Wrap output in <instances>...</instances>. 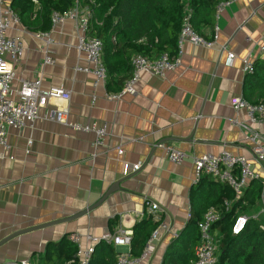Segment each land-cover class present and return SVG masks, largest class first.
Returning <instances> with one entry per match:
<instances>
[{
    "label": "crops",
    "instance_id": "obj_1",
    "mask_svg": "<svg viewBox=\"0 0 264 264\" xmlns=\"http://www.w3.org/2000/svg\"><path fill=\"white\" fill-rule=\"evenodd\" d=\"M214 28L217 39L211 48L184 43L176 69L161 77L142 72L135 93L118 101L108 99L114 92L107 91L105 82L96 83L93 75L74 71L87 63L78 56L77 35L69 19L50 33V45L27 30L22 32V27L11 33L24 47L12 91L21 81L40 76L44 89L62 87L70 92L71 121L104 125L108 136L95 151L93 134L41 119L31 127L10 130L8 149L0 147V241L16 231L76 215L96 204L112 185H119L88 214L8 241L0 247V264H44L42 258L47 264H67L64 248L60 258L45 257L52 251L50 245L64 237L71 243L72 234L80 237L82 245L91 237L96 246L120 231L132 233L142 218L144 201L160 207L159 221L168 228L164 232L158 226L145 248L148 264H161L169 242L190 217L196 190L191 156L225 151L251 158L250 137L264 133L263 126L248 124L245 110L231 105L232 99L243 98V61L264 59V0H231L219 16L214 13L213 31L204 29L205 38L211 40ZM45 50L52 64L43 66ZM228 54L234 56L232 61ZM160 144L188 157L170 163L157 147ZM208 182L203 185L206 191L221 185ZM256 205L252 217L264 209L261 194ZM114 250L130 252L128 247Z\"/></svg>",
    "mask_w": 264,
    "mask_h": 264
},
{
    "label": "trees",
    "instance_id": "obj_2",
    "mask_svg": "<svg viewBox=\"0 0 264 264\" xmlns=\"http://www.w3.org/2000/svg\"><path fill=\"white\" fill-rule=\"evenodd\" d=\"M36 1L38 6L32 0L11 1L21 27L32 34H43L50 30V16L53 12L64 15L76 6L89 11L87 34L102 43L107 91L118 93L130 75V60L133 57L142 56L152 60L163 54L175 56L179 33L187 15L192 30L209 41L203 31L206 28L213 31L216 6L231 0ZM242 96L249 104L264 105V60L255 61L252 74L244 76ZM206 181L211 182L209 178L203 177L196 184L189 220L183 230L169 242L161 264L193 263L195 248L199 244L197 224L210 207L219 209L220 213L219 221L212 227L219 244L216 264H264V233L260 231L258 222L251 218L258 209L256 202L260 194L259 182H253L242 197L235 199L232 190L224 184L217 188L211 185V189L206 191L203 187ZM225 199L230 201L227 206L224 205ZM240 214L249 217V220L242 232L232 235V223ZM160 224V221H153L143 210L142 218L132 229L131 257H140L151 234ZM50 248L52 251H48L45 257L51 258L52 254H56L60 258L62 248L65 249L64 261H71L76 254V247L66 241L65 237L58 244L50 245L48 250ZM116 255L111 245L100 241L94 247L89 264H115ZM42 263L47 264L45 258H42Z\"/></svg>",
    "mask_w": 264,
    "mask_h": 264
},
{
    "label": "built area",
    "instance_id": "obj_3",
    "mask_svg": "<svg viewBox=\"0 0 264 264\" xmlns=\"http://www.w3.org/2000/svg\"><path fill=\"white\" fill-rule=\"evenodd\" d=\"M12 0H0V147L4 150L8 149L7 136L12 129L19 130L28 128L33 125L36 120H43L50 123L65 126L74 132L90 133L94 136L92 148L97 151L103 145L104 139L108 136L106 127L97 126L93 123H78L69 119L68 104L70 100V92L59 88L42 87V80L37 76L32 80L21 81L20 87L12 91L15 80V68L20 65L23 57L24 47L18 36L11 33L21 28L19 18L11 7ZM188 2L189 0H183ZM35 6H38L36 0H32ZM231 1L222 2L215 8L216 17L229 5ZM90 13L87 9H81L76 6L68 13L60 15L53 12L50 16V30L47 33L32 34L39 40H45L47 45L52 44L49 35L57 29L65 19L73 22L74 31L77 35L76 50L79 57H83L87 63L86 67H75V72L91 74L94 76L96 83L105 82L107 79L106 67L102 60V43L88 36V23ZM22 32H26L22 28ZM217 39V29L211 40L206 41L198 36L189 24L188 15L183 20L179 38L177 41L176 55L169 57L166 54L156 59H147L142 56H135L130 60L131 72L128 79L124 82L122 89L118 93L108 96L112 101H118L123 95H133L135 93L134 86L140 78L142 72H149L156 76H163L169 71L176 69L182 59V46L184 43L199 45L211 48ZM246 42H250L246 38ZM234 56L228 54V59L232 61ZM264 60V59H263ZM52 64V59L48 55V51H44L43 66ZM253 63L249 59L243 61V75L252 74ZM13 95V97H12ZM234 110H245L247 122L251 125H261L264 127V105L249 104L242 97L234 98L231 101ZM260 142H257V140ZM251 158L240 155H232L228 152H221L219 155L205 154L202 156H191V163L195 174L194 183L197 184L202 177L209 178L214 183L224 184L228 186L234 193L235 199L243 196L245 190L253 183L259 182L260 194L264 198V133L254 134L250 137ZM30 142L27 143L25 153H29ZM170 163L179 164L184 161L188 155L180 150L165 145H158ZM120 156L122 151L116 147ZM138 166H134L133 170H138ZM227 206V203H224ZM144 207L154 221L160 220V207L150 201H144ZM220 219L219 211L209 208L203 214L201 221L197 224L199 234V244L195 249V260L192 264H216L218 240L216 234L212 231ZM259 224V229L264 233V209L259 215L252 217ZM248 217L237 216L231 226V234L238 235L243 231ZM161 231H168L164 224L159 225ZM156 232L152 234L154 238ZM132 233L130 231H120L118 235L108 238L105 242L116 247L130 248ZM69 240L76 247L75 257L67 264H89L91 259L95 241L91 237H86V244L82 245L78 235H69ZM149 252L145 249L138 258L131 257L130 254L119 253L116 255L115 264H148ZM11 264H29L27 262H12Z\"/></svg>",
    "mask_w": 264,
    "mask_h": 264
},
{
    "label": "water",
    "instance_id": "obj_4",
    "mask_svg": "<svg viewBox=\"0 0 264 264\" xmlns=\"http://www.w3.org/2000/svg\"><path fill=\"white\" fill-rule=\"evenodd\" d=\"M118 185H119V183H115L114 185H112L104 193V195L99 199V201L96 204H94L91 207H88L84 211H82V212H80V213H78L76 215H73V216L64 218V219H60V220L53 221V222H50V223H46V224H42V225H37V226L30 227V228H27V229H24V230L16 231V232L8 235L4 239H2L0 241V247L2 245H4L5 243H7L8 241L12 240L13 238L17 237V236H20V235H23V234H27V233H30V232H34V231H37V230H41V229H44V228H47V227H50V226H54V225H57V224L67 223V222L76 220V219H78V218H80V217L88 214L89 212H91L92 210H94L95 208H97L99 205H101L106 200V198L109 195H111L113 192H115L116 190H118Z\"/></svg>",
    "mask_w": 264,
    "mask_h": 264
},
{
    "label": "rangeland",
    "instance_id": "obj_5",
    "mask_svg": "<svg viewBox=\"0 0 264 264\" xmlns=\"http://www.w3.org/2000/svg\"><path fill=\"white\" fill-rule=\"evenodd\" d=\"M218 247H219V244H218ZM219 249V248H218Z\"/></svg>",
    "mask_w": 264,
    "mask_h": 264
}]
</instances>
